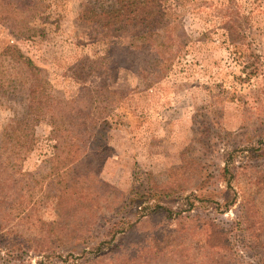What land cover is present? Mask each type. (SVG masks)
Wrapping results in <instances>:
<instances>
[{"label":"rangeland","instance_id":"374dc122","mask_svg":"<svg viewBox=\"0 0 264 264\" xmlns=\"http://www.w3.org/2000/svg\"><path fill=\"white\" fill-rule=\"evenodd\" d=\"M167 2L183 45L81 19L113 0H0V264H260L264 0ZM9 48L82 112L83 146L48 117L16 145L28 98ZM207 222L227 247L206 246Z\"/></svg>","mask_w":264,"mask_h":264},{"label":"trees","instance_id":"16d2710c","mask_svg":"<svg viewBox=\"0 0 264 264\" xmlns=\"http://www.w3.org/2000/svg\"><path fill=\"white\" fill-rule=\"evenodd\" d=\"M113 1L114 6L108 11L101 13L87 11L81 19L92 23L96 29H108L114 34L131 35L132 45H135L132 40L151 42L150 40L159 31L175 36L177 39L176 42L179 45L185 43L183 40L186 37L178 16L171 13L165 7V4L169 0ZM173 1L178 5L177 2L179 0ZM8 52L18 57L20 71L22 73V84L26 87L25 91L28 98L23 118L14 121L16 130L12 134L15 136L16 145L19 148L25 147V152H29L31 150L30 142L33 141L34 124L38 123L42 117H48L52 130L61 133L66 145L68 144V146L75 148L79 143L80 146H83V140L85 138L83 131L72 130L74 125L82 127V124L76 123L77 121L74 118L80 116L82 112L68 110L64 103L54 98L50 84L41 78L38 68L28 57L17 49L9 48ZM153 57L156 59V55ZM61 126L67 127L63 128ZM72 132H74L73 135H71ZM69 138L70 141H68ZM20 139H23L25 142H22ZM134 201L136 199L131 202ZM203 226L200 227V232L206 236L203 242L209 249H214L218 246L227 247L228 242L230 243V235L223 228L208 222L205 223V226L211 230L208 231ZM115 229L111 230L110 233L112 232L115 235ZM211 238H214V243L211 242ZM260 264H264V256L260 259Z\"/></svg>","mask_w":264,"mask_h":264}]
</instances>
